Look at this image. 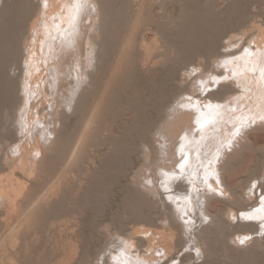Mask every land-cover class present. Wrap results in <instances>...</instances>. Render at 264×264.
Wrapping results in <instances>:
<instances>
[{"label": "bare ground", "instance_id": "6f19581e", "mask_svg": "<svg viewBox=\"0 0 264 264\" xmlns=\"http://www.w3.org/2000/svg\"><path fill=\"white\" fill-rule=\"evenodd\" d=\"M10 1L11 0H0V39L3 41V43L0 42L3 47L1 50L0 65H2L1 63L4 64V62H1L2 57H4L5 60L8 57V62L11 61V63L8 64L10 65L9 69L7 66H4L5 69L7 68L9 71L4 70V68L3 71L0 69V75L2 77L4 73H6V76L3 77L5 81L3 80V83L0 81V88H4V90L0 89V91L2 90L1 93H3L0 95V118L3 122V124H0V126L3 125L1 129L2 133H0L2 134V136H0V138L2 137V141H0V143H2L0 144V158H2L0 160V264H14L12 260H8L11 254L9 252L11 249L10 244L19 241L21 232H25L24 230L32 223L31 220H35L34 216H36L37 213H41L44 209L46 211V208H51V206H55L56 208L58 206L56 204L61 201L63 202L61 199L64 197L66 198V196L68 199L70 194L73 196L69 198V203H67L68 208L70 202L76 204L74 201H76V198H78L83 189L81 182L84 181L87 183L91 178L93 179V176H91L89 180H83L82 177H79V172L77 175L75 174L76 168L73 167V165L76 166L75 164H78L77 162L83 161L81 158L82 161H79V157H82L80 154H84L82 151L85 148L86 151L91 150L92 152L91 147L93 146V139L96 138H92L93 132L97 128V122L101 120L100 117L103 112L106 111L107 113V108L108 110L110 109L109 106H111V103L109 100L110 97H112L111 91H114V89L111 90V86H114L113 81H115L118 73L120 75V71L123 70V65L128 56L127 50L131 47L132 40H134L132 36L135 35V29L138 27V23L141 22L140 20L142 19L141 17L144 13L146 3L149 0H134V3H130V5H132L130 7H133L136 15L131 22V28L129 27L128 36H126V38L124 37L123 42L119 45L120 47H118L117 57L114 56L115 60H113L115 63L112 67L110 66L111 72L107 76L104 74L105 76H103V78H106L102 80L103 83L100 87H98L97 77L100 75L99 72H101V74L103 72L101 68L103 66V59L105 58L106 47L109 43L107 41L110 37V26L113 24L115 18L114 14L117 9L120 10L121 8L127 7L128 3L126 0H87V3L82 5H77L74 0H20L19 4H16V0ZM17 10L18 12H22L23 15L25 14V16L22 17H26L24 20L23 18H19V20L17 18V22L22 24H20L22 31H25L24 29L28 27L23 34L22 32L20 33L22 34V40L20 39L21 52L19 56H17V52L15 53L16 50H13V52L12 48H9L10 38L12 39V36H14V34H12L14 28L12 29L11 25L16 22L14 21L12 23L14 18L13 14H15L14 12ZM14 19H16V17ZM27 19L28 23L26 22ZM24 22H26L25 26H23ZM17 25L20 26L19 24ZM13 26L16 27V25ZM14 37H17V34ZM140 40L141 43H139V45L144 52L142 60L145 65L153 58V56L151 58L152 52L155 50V52H163V45L153 40L150 31L145 32ZM237 41L240 43L243 42L240 38L234 41L230 40V43L226 45V47L230 49L225 50L224 48L222 52L223 55H221L222 57L216 60L217 64L211 62L214 70L211 75L203 74V72L199 74H193L192 72L186 73L185 71V75L183 77L181 76L183 80H185V78H190L193 81L195 80L194 83L191 82L192 92L190 96L194 95L197 98L195 99L194 96H192V99H186V92L184 91V96L182 94V96H177L178 98L174 103L171 101V104L166 106V115L164 114L166 118L164 117V120L161 119V121H163H160L161 123L159 122V125L156 124V130H152L154 131L152 134L156 136V141H159L161 145H163L162 156L160 155L158 157L159 152L157 154L159 161L155 163V174L145 175V172L144 179L147 182H139L141 181L140 179H143V174L138 177H132L131 179L135 186H139L138 188L141 189L140 191L153 197L157 201V206L171 213L175 219L174 221L176 222L177 220L180 226L188 232L189 241L191 240V235L195 232L193 229L197 222L194 216L189 219L192 212L195 214L199 209L201 210L203 204L205 205L203 210H205L204 214L206 218L207 216L210 217V213H208L206 209L209 200H217L220 196L225 197L227 194L223 171V168H225L224 162L226 161L224 158L227 153L226 149L232 146H230V144L235 140L234 138L237 134L245 129L243 126H246L248 123L252 125L253 122H258V120H262L264 123V33L260 34L256 46L252 47L245 44L246 52H242V54L239 55L238 52L243 51L241 50V46H244V43H241L242 45H239V47L233 48V43L238 44ZM163 54H165V52ZM7 60L5 64L8 63ZM148 64L150 65V63ZM1 71L4 73L2 74ZM116 83L118 84V82ZM214 85L216 86L214 87ZM13 92L17 95H14ZM93 92L95 98L90 102L89 98L91 99V97L89 96L91 93L93 94ZM244 107H248L249 111L244 112ZM76 113H82L81 115H83L82 117H84V120L80 118L83 120L82 122L79 119L81 121L80 123H82V125L80 124L82 126L81 129V126L79 128L75 126L77 130L80 129V132L77 131V134L80 133V136L72 143L73 147L70 149L68 146V136L64 138V132H66L65 129L67 128V119L71 118L70 116H74ZM103 117L105 116L103 115ZM1 119L0 123H2ZM194 126H198V128ZM193 128L195 129L193 130ZM74 130L73 133L75 135L76 131L74 132ZM96 134L98 135V133ZM181 135H183V141L180 139ZM178 138L182 141L181 144L178 142ZM238 138H236V140ZM143 142L145 144V141ZM226 143L229 147H227ZM145 145L149 146L148 143ZM154 145H156V143H154ZM147 146H145L144 154L145 157L149 159V149L151 150L152 145L149 147ZM159 147L162 148L160 145ZM176 148L177 151H179L178 153H181L180 158L184 159L180 161H183V163L185 162V165L181 169L174 167L176 168L174 170L172 169V164L174 165L175 163H172V161H174V158L178 159L177 157L173 158V149ZM86 151V155L84 154V156L91 160L93 157L92 153ZM130 151H132V148ZM229 152L232 153L234 151L230 150ZM55 156L57 159L58 157L59 159L61 158L60 162L58 161L61 163V165H58L60 166V170L58 169L59 167L56 168V171L58 169V173L51 176L52 178L39 189L40 192H35L37 193L35 196L34 184L38 179H42L43 173H45L44 170L46 169V167L44 169V165L50 162L48 158L53 157L55 159ZM101 159L99 160L101 161ZM42 161L44 163L43 165ZM86 161H88V164L84 167L82 166L84 171L81 170L84 173L91 168L89 163L92 162V160ZM93 161L96 160L94 159ZM176 161L177 160H175V162ZM110 163L112 164L113 162L111 161ZM166 163H169V165ZM20 169L22 172L25 170L28 171V175L25 176V179H23V176L21 179L18 177ZM86 174L87 173H85V176ZM139 177L141 178L139 179ZM162 178L163 181L160 182L159 179ZM258 178L259 184L260 186L262 185L263 188L264 174L262 177ZM157 180L160 182V185H158ZM77 181L81 183L80 186L82 189L80 186H77L79 184ZM89 183H91V181ZM253 190L250 189V191ZM255 191L256 190H254V194L257 193V191ZM83 193L81 195H83ZM263 193L264 191L261 195ZM257 195L260 196L258 193ZM228 196H230V193ZM240 197L241 196H239V198ZM257 198H255L256 201L252 202V204L254 202H256V204L251 205L250 203L247 204V206H241L239 213L233 211V216H237L239 224H245V226L249 227L247 229L251 227L249 231L245 233L242 232L243 234H236L237 237H232L236 246L240 244V240L246 241L250 233H255L256 231H261L260 233H262L264 230V197L261 201H258ZM74 204L71 203V205ZM67 205L65 206L67 207ZM75 206L68 209L69 214H73L77 211L80 212L79 207ZM62 209L57 210L56 208L55 212L61 211ZM195 210L197 211L195 212ZM201 214H203V212ZM134 215L137 216V214ZM52 217L56 220L60 216L58 217L56 214ZM248 217L250 219H248ZM193 218L194 220H192ZM202 218L203 216H201V220L199 219V221L205 219V217ZM72 219L69 218V220ZM69 223H71V221L68 222L67 225ZM63 224L64 222L61 224L62 228L64 227ZM164 227L166 226L164 225ZM168 232L170 231L166 230L160 232V234L157 233L158 235L151 237V239L149 238L151 242L149 243L150 245H148L149 247L144 250L146 251L145 254L137 253L138 250L136 251L134 249L136 247L130 238L129 241L127 240L128 244L125 242V247L122 244L120 248L117 246L118 250L115 249L116 251L110 252L109 256L106 255L107 259L105 257L102 261L103 263L107 262V264H173L174 259H179V263L177 262L178 264H187L186 261L189 262L192 258H195V252L186 253V251H183L184 253H180L181 248L176 247L177 251H175L174 241L176 240V233ZM195 233L197 234V232ZM147 234L148 233H146V235ZM153 238L158 240L162 239V245H160V243L159 245L154 244L156 240L154 241ZM194 240L192 239L190 242H194ZM182 242L183 241L177 242L178 244H175V246H182ZM193 244L192 248L196 245L195 242ZM8 247L9 250L7 249ZM11 247L14 248L15 246ZM160 247L163 250L160 249V252H163L162 255L156 254ZM7 250L10 254H7ZM197 255L199 256V252Z\"/></svg>", "mask_w": 264, "mask_h": 264}, {"label": "rangeland", "instance_id": "374dc122", "mask_svg": "<svg viewBox=\"0 0 264 264\" xmlns=\"http://www.w3.org/2000/svg\"><path fill=\"white\" fill-rule=\"evenodd\" d=\"M126 1L128 3L127 7L121 8L120 10L122 12L117 9L118 12H115L113 24L110 26V37L107 41L109 43L106 47L105 58L103 59V66L101 68L103 69V72L102 74L99 72L100 75L98 74L99 76L97 77L99 84L98 87L102 85V80L106 78H103V76L110 74V69L115 63V57H117L116 54L119 50L118 47H120L119 45L123 42L124 37L126 38V36H128L127 33L131 28V22L136 15L133 7H130L132 6L130 3H134L135 1ZM10 2H12V0ZM15 2L16 4H19L20 0H16ZM145 9L141 17L142 19L140 20L141 22L138 23V27L135 29V35L132 36L134 40H132L130 45L131 47L129 46L131 49L128 48L127 50V55L129 57L126 55V62L122 68L123 70L120 71V75L118 73L115 81H113L114 86H111V90L114 89V91H111L112 97H110L109 100L111 103V106H109L110 109L108 110L107 108V113L106 111L103 112L100 117L101 120L97 122V130L95 129V133L93 132L92 138H96L93 139V146L91 147L92 152L91 150H88L89 153H92L93 155L91 159L92 162L89 163L91 168L85 171V173H87L85 176V173L82 172L84 171L82 166L84 167L88 164V161L86 160L91 161L90 158L87 159L86 156H84V154L86 155V148L82 151L84 154H80L82 157H79V161L83 160L85 162H77L79 165H73V167L76 168H74L76 175L78 172L80 174L84 173L83 175L78 173L79 177H82L83 180H89L91 176H93V179H90L91 183L87 180H85L87 183L84 181L81 182L84 190L80 186L81 183L77 181V183H79L77 186H80L82 189L81 194L83 192L84 193L83 195L80 194L78 198H76V201H74L76 204L70 202L69 208L76 205L75 207H79L80 212L77 211L73 214H69L67 203H69V198L73 195L70 194L69 196L68 194V199L67 196L66 198L61 197V200H63L64 203L61 201L56 204L58 205L56 207L57 210L63 208L61 211H58L61 213L55 212V206L46 208L47 212L44 209L41 213H37L36 216H34L35 220H31L32 223L29 224V228L27 227V229L24 230L25 232H21L19 237L20 242L16 241L10 244V248L12 250H9V247L7 248L11 253L10 254L7 250V254H10V258L8 257V260H12L14 264H107V262L103 263L102 261L106 255L109 256L110 252H113L115 249L118 250V247L120 248L122 245L125 247V242L128 244L130 238L136 247L134 249L136 251L138 250L137 253L145 254L146 251L144 250L149 247L148 245H150L149 243L151 242L149 238L151 239V237H155L160 234V232L166 230L176 233V240L174 241L175 244L183 241L182 246H175L174 244L175 251H177L176 248H181L180 253H184L185 251L186 253L195 252V258H192V260L189 261L190 263L186 261L187 264H264V230L262 233H260L261 231L250 233V236L246 238L247 240H240V244L237 246L232 240L233 236L237 237L236 234H243L242 232L245 233L251 229V227L250 229H247L249 227L245 226V224H239L237 216H233V211L239 213L241 206H247V204L250 203L251 205L256 204V202L252 204L253 201H256L255 198L259 197L260 199L257 198V200L261 201L264 197V193L262 194L263 196L261 195L264 191V186L263 188L262 185L260 186L258 178L262 177L264 174V123L262 120L253 122L254 124L252 123V125L247 121L248 124H246L248 127L246 124V126H243L247 130L244 129L241 133L237 134L234 138L235 140L230 144V146H232L226 149V152L229 155L226 153L228 156H223L226 159V161L224 160L225 168H223V171L225 181L224 184H226L225 187L227 194L225 197L220 196L217 200H209L206 205V209L208 213H210V217L207 216L206 218L204 214L205 210H203L205 205L203 204L201 206L202 211L200 209L198 210L200 213L197 210H195V212L197 211L195 214L190 211L192 212V215H190L189 219H191L192 216L197 219L195 226L196 229L194 228L193 231L197 232L198 235L195 232L194 234L193 231V234L191 235V240L196 238V241L194 240L196 244L194 248H192L194 242H190L191 240L189 241L190 238L189 235H187L188 232L180 226L177 220L176 222L174 221L175 219L171 213L157 206V201L153 197L140 191L141 189L138 188L139 186H135L131 180L132 177H138L143 174V179H140L141 177H139L141 180L139 182H147L144 179L145 172V175L155 174V163L156 161H159L157 154L159 152L158 157L160 155L162 156L163 145H161L159 141H156V136L152 134L154 133L152 130H156V124L159 125L164 120L166 115V106L170 105L171 101L174 103L178 98L177 96L181 94L183 95L185 92L186 99L190 100L193 98L192 96H194H190V93L192 92L191 82L194 83L195 80L193 81L190 78H185L186 81L183 80L182 77L185 75V71L186 73L192 72L193 74H199L203 72V74L211 75L214 71L211 62H215L217 64L216 60L222 57L221 55H223L222 52L224 51V48L225 50L230 49L229 47H226V45L230 43V40L234 41L240 38L243 41L241 42L244 43V46H241V50L243 51H240L241 53L238 52V55L242 54V52H246V45L252 47L256 46V42L259 40L260 34L264 33V0H149L146 3ZM14 13L13 17H16V19L13 18L12 23L16 21L14 22L15 24L13 23L16 27L11 25V28H14L12 34H14V36L17 34V37L12 36V39L10 38L11 41H9V48H12V51L16 50L15 53L17 52L16 54L19 56L21 52V36L28 27L24 29L25 31H22V24L17 21L19 18H23V20L26 19V17H22L25 16V14L23 15V13L20 11L18 12V10ZM26 22L28 23V19ZM26 22H24L23 26H25ZM17 24L21 25L18 26ZM147 31L152 33L153 40L163 45V52L157 51V53L155 52L156 50H153L154 52L151 53V58L152 56L153 58L150 62H148L150 65L148 63L145 65L143 62L142 59L144 52L141 50V46L139 45V43H141L140 39H142L143 34ZM21 32L22 34H20ZM0 42L3 43L1 39ZM241 43H233L232 47H239V45H242ZM2 49L3 47L0 44V56ZM164 52L165 54H163ZM153 53H157L158 55ZM2 60H5V58L2 57ZM2 60L1 62H4V64L1 63L2 65L0 66L2 67H0V69L3 71L4 68V70L9 71L8 69L10 65L8 64H10L11 61L8 62V59V63H6V65V60ZM4 66H7L8 69H5ZM4 76H6V73H4L3 77ZM3 77H0L1 83H3ZM116 82H118V84ZM197 83L199 84L198 81ZM215 86L216 85H214V87ZM0 89L4 90L3 87ZM1 91L0 95L3 94ZM13 94L17 95L14 92ZM89 97H91V99ZM89 97L88 98L91 102L92 99L95 98L94 92L93 94L91 93ZM194 98L196 99L197 97L194 96ZM243 111H249L248 107H244ZM81 114L82 113H76L74 116H70L71 118H68V122H66L67 128L65 129L66 132H64V138H67L68 136V146L70 149L73 147L72 143H74L77 138H79L78 136H80V133L77 134V131L80 132L79 130L82 128V123L80 122H83L84 120V117H82L83 115ZM103 115L105 117H103ZM161 119L163 120L161 121ZM0 124H3V122ZM2 126L3 125L0 126V133H2ZM75 126L78 128L80 126L81 127L77 130ZM194 127L198 128V126ZM195 128H193V130ZM73 130L74 132L76 131L75 135ZM96 133H98V135ZM183 135L180 137L182 141ZM0 136H2V134H0ZM1 138L0 141H2ZM236 138L239 140H236ZM179 140L178 142L181 144L182 141ZM143 141H145V144L148 143L149 146L152 145L151 150L149 149V159L145 157L144 151L145 146L147 145H145ZM154 143H156V145H154ZM159 145L162 148H160ZM226 145L229 147L227 143ZM131 148L132 151H130ZM230 150L234 152L231 153L229 152ZM178 152L177 148L173 149V158H178H174V161H172V163H175V166L171 163L172 169L174 170L176 168L181 169L185 165V162L183 163V161H180L184 159L180 158L181 153ZM53 157H49L50 159L48 158V160L50 162L47 161L48 163L44 165V169L45 167L46 169L44 170L45 173H43L42 179H38L40 181L37 180L35 182L34 193L37 191V193H39V189H41L42 186L52 178L51 176L58 173V169L60 170V166L58 165H61V163H59L61 158L59 159L58 157L57 159L55 156V159H57L55 160ZM1 159L2 158H0V160ZM94 159L96 161H93ZM99 159H101V161ZM175 160H177V163ZM111 161L113 162L112 164L110 163ZM43 164L44 163L42 161V165ZM166 164L169 165V163ZM56 168H58L57 171ZM47 169L48 171L50 169L51 170L48 172ZM79 170L82 171L80 172ZM19 171L20 173H18V177L21 179L23 176V179H25V176L28 175V171L25 170V173L22 172L21 169ZM159 181H163V178L159 179ZM159 181L158 185H160ZM250 186L253 187L251 188ZM250 189L256 190L260 196H258L257 193L254 194V190L250 191ZM37 193H35V196ZM229 193L230 196H228ZM239 196L241 197L239 198ZM71 203L74 205H71ZM65 205H67V207ZM202 212L204 215L201 214ZM56 214L60 217L54 220L52 216ZM134 214H137V216ZM200 215L203 216V218L205 217V219L202 218L203 220L199 221V219L201 220ZM69 218L73 219L69 220ZM248 219L250 218L248 217ZM192 220H194V218ZM70 221L73 225L71 223L67 225ZM63 222L64 227L62 228L61 224ZM164 225L166 227H164ZM252 230L254 231L253 228ZM146 233L148 234L146 235ZM153 239L154 241L156 240V243L154 244L159 245L160 243V245H162V239H159L160 241L155 238ZM241 241H243V243H241ZM11 246L15 247L13 248ZM160 249L162 250L160 247L156 254H163V252H160ZM139 251L143 252L141 253ZM198 252L199 256L197 255ZM178 261L179 259H174L173 264H178Z\"/></svg>", "mask_w": 264, "mask_h": 264}, {"label": "snow or ice", "instance_id": "6c2138e0", "mask_svg": "<svg viewBox=\"0 0 264 264\" xmlns=\"http://www.w3.org/2000/svg\"><path fill=\"white\" fill-rule=\"evenodd\" d=\"M74 2L77 4V5H82L84 3H87V0H74ZM79 10V8H78ZM241 243H243V241H241Z\"/></svg>", "mask_w": 264, "mask_h": 264}]
</instances>
